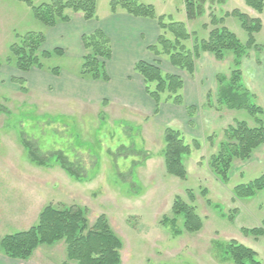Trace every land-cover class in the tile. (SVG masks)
Wrapping results in <instances>:
<instances>
[{
	"label": "rangeland",
	"instance_id": "374dc122",
	"mask_svg": "<svg viewBox=\"0 0 264 264\" xmlns=\"http://www.w3.org/2000/svg\"><path fill=\"white\" fill-rule=\"evenodd\" d=\"M53 1L32 0L35 7ZM111 1L98 0L99 18L111 14ZM139 2L154 6L158 16L184 22L199 40H207L212 29L225 27L245 47L248 34L233 11L260 19L263 28L255 35L257 47H248L240 69L244 86L255 95L253 102L264 109V13L249 8L245 0H206L199 17L188 20L183 0ZM213 18L217 23L211 22ZM78 23H85L80 14L73 15L68 25L46 29L26 3L0 0V241L38 224L47 206L74 207L86 210L91 225L102 215L107 218L123 244L121 264H232L223 259L219 248L231 240L256 251L264 263V235L243 232L264 226V192L242 200L234 194L236 186L264 175V145L247 162H235L228 184L219 181L207 163L236 120L257 126L258 119L248 112L217 103L219 80L231 77L235 56L227 53L219 61L203 53L192 76L161 56V69L183 79V95L186 81L189 100L184 107L163 105L157 115L155 107L144 102L132 105L109 100L104 105L103 98H93L84 82L65 78V74L57 79L38 70L23 74L5 63L18 36L46 30L43 50L59 46L67 52L49 66L76 74L82 58L70 33ZM193 40L188 44L192 46ZM14 79H24L27 92ZM192 102L197 111L190 119L186 107ZM259 119L264 123V116ZM167 128L180 131L191 146L194 139L201 143V149L192 150L185 159V181L166 170ZM25 141L40 156L63 152L81 178H74L55 160L48 166L34 163ZM176 198L196 208L203 222L200 231L184 230L181 217L171 223ZM0 264L74 263L68 262L66 244L60 242L39 247L29 261L13 262L0 250Z\"/></svg>",
	"mask_w": 264,
	"mask_h": 264
},
{
	"label": "trees",
	"instance_id": "16d2710c",
	"mask_svg": "<svg viewBox=\"0 0 264 264\" xmlns=\"http://www.w3.org/2000/svg\"><path fill=\"white\" fill-rule=\"evenodd\" d=\"M18 1L31 7L38 21L46 29L69 24L72 16L76 14L82 15L83 21L86 22L99 19L98 0H54L52 4L40 7H35L32 0ZM183 1L188 20L199 17L203 11V4L206 2V0ZM245 3L257 13H264V0H245ZM110 11L112 15L122 11L134 18L153 20L158 24L160 35L156 43L148 47V51L159 59L155 63L139 61L134 66L135 73L143 79L146 95L155 103L156 115L160 113L162 105L171 104L177 107L185 105L184 81L180 76L165 73L161 69V56H166L172 67L190 76L194 75L196 62L203 53H210L219 61L224 60L227 53L235 56L231 77L228 80L227 77H221L219 80L217 103L220 107L225 106L230 110L246 111L258 120L256 127L249 126L245 121L236 120L234 126L225 130V140L218 144L216 152L207 160L212 174L223 184H228L235 162H247L254 152L264 145V123L262 119H259L264 116V109L253 102L255 95L244 86L240 69L248 47H257L255 35L263 28L260 19H249L247 14L233 11L232 15L241 21L243 29L248 34L247 47H245L238 37L225 27H216L210 31L207 40H199L188 31L184 22H175L170 17L158 16L154 6L140 3L139 0H112ZM211 22L217 23V19L213 18ZM191 40H193L192 46L188 44ZM45 42L46 30L18 36L17 41L10 46L5 63L23 74L38 70L47 72L53 77H60L62 68L50 67L49 64L51 60L65 57V51L62 48L43 50ZM81 42L84 55L77 72L78 77L84 81L109 83L107 65L113 59V45L109 36L103 30L97 29L90 34H84ZM13 81L21 87L22 91L27 92L24 79ZM107 102L105 100L103 104L106 105ZM186 111L189 118L193 119L197 109L195 106H189L186 107ZM164 138L166 146L163 157L168 174L183 181L187 180L185 159L192 154V150H200L201 143L194 139L191 146L186 143L184 135L173 128L165 130ZM24 146L34 163L48 166L55 160L74 178H81L63 152L40 156L27 141L24 142ZM132 150L135 151L134 148ZM130 175L134 176L133 169ZM260 192H264V175L247 184L238 185L234 189L235 196L240 200L253 198ZM217 208L220 209V206ZM172 210L174 219L171 223H174L177 217H181L184 230L194 233L202 229L203 222L195 207L176 198ZM86 216L85 209L74 207L59 209L47 206L40 214L38 224L28 230L3 237L0 241V250L8 259L29 261L39 247L64 242L68 262L121 264L123 244L113 232L107 218L102 215L91 225ZM243 232L261 236L264 235V226L244 229ZM219 246L223 259L229 260L232 264H264L256 251L236 240L224 242Z\"/></svg>",
	"mask_w": 264,
	"mask_h": 264
},
{
	"label": "crops",
	"instance_id": "0c3cea01",
	"mask_svg": "<svg viewBox=\"0 0 264 264\" xmlns=\"http://www.w3.org/2000/svg\"><path fill=\"white\" fill-rule=\"evenodd\" d=\"M93 21L95 23L92 21H84L85 23L76 24L81 28L73 27L70 34L73 35V40L75 41L74 43H76V45H74L77 47L81 58L84 55V48L81 42V38L84 34H90L95 30L100 29L109 36L113 45V59L107 65V73L110 77V82L103 83L84 81L78 77L77 73H69V71L65 72L63 70L60 77L65 74V78L70 79V77H73L75 79H79L81 82H84L86 84V88L89 91H92L91 94H93V98L100 96L103 98V101H126L128 104L132 105L144 102V104H151L155 107V103L146 95L143 79L139 74L135 73L134 66L139 61H146L148 63L157 62L153 54L148 51V47L154 45L160 35L157 22L148 19L134 18L124 12L117 13L115 15L110 14L105 19L99 18L98 20ZM58 27H60V25L55 28ZM62 33L64 34V32H61V36H63ZM75 37H77L76 40ZM69 47L70 46L67 45L65 48L70 51ZM56 48L62 47L57 46ZM50 50L53 49L50 48ZM65 56H67L66 51ZM51 77L54 79L58 78L53 76ZM186 88L187 84L185 81L184 100L188 105L187 102L189 99L186 94ZM126 102H123V104H126ZM191 104L189 106H194L196 103L192 102ZM169 105L174 108L177 107L171 104ZM12 261L19 262L18 260Z\"/></svg>",
	"mask_w": 264,
	"mask_h": 264
}]
</instances>
